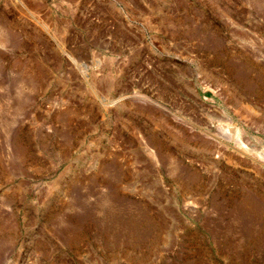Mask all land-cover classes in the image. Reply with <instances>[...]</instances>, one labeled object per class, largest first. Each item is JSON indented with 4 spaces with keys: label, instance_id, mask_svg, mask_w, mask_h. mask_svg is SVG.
Wrapping results in <instances>:
<instances>
[{
    "label": "rangeland",
    "instance_id": "1",
    "mask_svg": "<svg viewBox=\"0 0 264 264\" xmlns=\"http://www.w3.org/2000/svg\"><path fill=\"white\" fill-rule=\"evenodd\" d=\"M0 264H264V0H0Z\"/></svg>",
    "mask_w": 264,
    "mask_h": 264
}]
</instances>
